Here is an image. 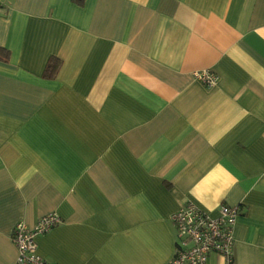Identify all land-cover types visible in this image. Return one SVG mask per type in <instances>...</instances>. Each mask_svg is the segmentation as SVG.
I'll list each match as a JSON object with an SVG mask.
<instances>
[{"label": "crops", "instance_id": "crops-1", "mask_svg": "<svg viewBox=\"0 0 264 264\" xmlns=\"http://www.w3.org/2000/svg\"><path fill=\"white\" fill-rule=\"evenodd\" d=\"M0 50V264L50 213L53 264H166L185 203L264 264V0H2Z\"/></svg>", "mask_w": 264, "mask_h": 264}, {"label": "built area", "instance_id": "built-area-1", "mask_svg": "<svg viewBox=\"0 0 264 264\" xmlns=\"http://www.w3.org/2000/svg\"><path fill=\"white\" fill-rule=\"evenodd\" d=\"M192 76L205 88L214 87L218 81L209 70L194 72ZM240 212L239 206L222 204L213 217L192 203H185L170 216L175 230V253L166 264H206L212 253L221 256L224 264H233V230ZM59 223L55 213L41 217L32 227L17 223L11 237L17 251L14 264H53L37 253L36 238Z\"/></svg>", "mask_w": 264, "mask_h": 264}, {"label": "trees", "instance_id": "trees-1", "mask_svg": "<svg viewBox=\"0 0 264 264\" xmlns=\"http://www.w3.org/2000/svg\"><path fill=\"white\" fill-rule=\"evenodd\" d=\"M77 6H81L84 0H71ZM7 52L5 50H0V60L6 61L7 60ZM60 62L55 58H50L45 66L43 77L45 78H53L56 74Z\"/></svg>", "mask_w": 264, "mask_h": 264}]
</instances>
